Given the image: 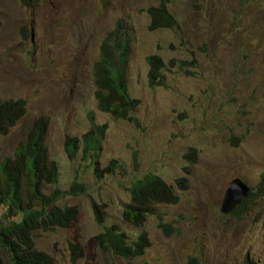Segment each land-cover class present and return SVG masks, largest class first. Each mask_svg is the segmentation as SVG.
<instances>
[{
  "label": "rangeland",
  "instance_id": "1",
  "mask_svg": "<svg viewBox=\"0 0 264 264\" xmlns=\"http://www.w3.org/2000/svg\"><path fill=\"white\" fill-rule=\"evenodd\" d=\"M159 3L0 0V100L27 106L0 135V166L15 157L40 118L49 119L48 147L60 181L45 194L59 192L60 207L80 210L70 228L35 234L37 248L59 264H189L191 258L264 264V195L236 215L221 212L234 179L255 193L264 173V0H169L178 26L151 32L147 10ZM120 19L130 22L134 37L129 80L132 97L141 100L139 122L103 112L96 99L95 65ZM152 55L166 64L165 86L150 84ZM99 126L108 127L99 156L79 152L70 159L67 138L83 140ZM96 159L104 169L120 165L99 179ZM151 174L174 186L180 200L155 205L139 228L124 212L135 182ZM179 178L188 183L183 191ZM94 202L104 208L105 227L119 226L131 243L148 232L147 252L128 259L105 251ZM72 243L85 252L79 261Z\"/></svg>",
  "mask_w": 264,
  "mask_h": 264
},
{
  "label": "trees",
  "instance_id": "2",
  "mask_svg": "<svg viewBox=\"0 0 264 264\" xmlns=\"http://www.w3.org/2000/svg\"><path fill=\"white\" fill-rule=\"evenodd\" d=\"M174 16L170 13L154 14L151 29L175 25ZM1 27V21H0ZM129 24L120 19L115 32L108 35L103 47V56L95 69L96 84L99 87L98 99L100 108L117 118L134 121L132 114L140 105L139 100L132 99L128 89V71L131 59L132 39ZM152 79L162 81L158 69H152ZM24 100H0V135L7 134L25 115ZM107 126H99L83 140L67 139V154L75 161L79 152L83 158L99 156L97 153L103 146L107 136ZM48 121L40 120L28 140L17 150L15 157L6 160L0 167V264H6L7 255L13 264H59L47 252L38 250L35 234L39 231H52L58 228L68 229L79 221L78 207H60L59 200L63 194L56 192L54 196L45 195L46 187L59 184L60 169L50 159L47 146ZM195 152V151H194ZM119 161H113L106 169L99 160H95L96 176L103 179L114 174ZM179 189L188 187L186 178L177 180ZM79 190L82 186L76 185ZM256 196L264 193V174L258 186ZM255 193L233 211V215L243 209ZM180 197L174 188L157 174H151L135 182L132 188V204L125 210L127 222L143 228L149 217L155 213L157 204H177ZM96 220L102 227L106 218L104 208L96 202L92 204ZM105 251L113 252L128 259L143 255L151 245L148 232H143L134 243L120 227L106 228L99 237ZM74 261L84 257L80 245L71 244ZM189 264H200L191 258Z\"/></svg>",
  "mask_w": 264,
  "mask_h": 264
},
{
  "label": "clouds",
  "instance_id": "3",
  "mask_svg": "<svg viewBox=\"0 0 264 264\" xmlns=\"http://www.w3.org/2000/svg\"><path fill=\"white\" fill-rule=\"evenodd\" d=\"M26 3H31V0H26ZM168 6H169V0H160V3H159V5H157V6H153V7H151L150 9H148L147 10V12L150 14V17H151V24H150V27H149V30L151 31V32H155V31H158V30H161V29H172V28H175V27H177L178 26V21H177V19L175 18V21H176V24L175 25H170V26H165V27H161V28H157V29H155V30H152L151 29V25H152V21H153V15L154 14H162V13H171L170 11H169V8H168ZM172 14V13H171ZM173 15V14H172ZM174 16V15H173ZM127 22H128V24H129V34H130V37H131V39H132V43H131V45H132V47H131V59H130V65H129V71H128V89H129V95L131 96V98L132 99H135V100H139L140 101V105H139V107H138V109L140 108V106H141V100L140 99H137V98H133L132 97V95H131V92H130V80H129V73H130V68H131V62H132V57H133V54H134V51H135V47H134V37H133V34H132V28H131V24H130V22L127 20V19H125ZM1 21V20H0ZM118 27V26H117ZM117 30V28L115 29V31ZM115 31H113V32H115ZM110 34V33H109ZM108 37V36H107ZM107 39V38H106ZM105 39V40H106ZM105 40H104V42H103V44H102V47H101V50H102V52H101V57H100V60L97 62V64L101 61V59H102V56H103V47H104V43H105ZM148 62H149V64H150V66H151V69H150V84H151V86L152 87H158V86H165V79H164V74H163V70L166 68V64L164 63V61H163V59L160 57V56H158V55H152V56H150L149 58H148ZM97 64L95 65V69H96V66H97ZM155 68H157L158 69V72H160L161 73V75H162V81H163V83H161L160 82V80H157V81H155V80H153L152 79V69H154L155 70ZM95 82H96V77H95ZM98 90H99V87L97 86V84H96V99L99 101V99H98ZM26 109H27V106H26ZM138 109L132 114V116L134 117V121H131V120H128V119H124V120H126V121H129V122H139V120L137 119V116H136V113H137V111H138ZM102 110V109H101ZM103 111V110H102ZM103 112H105V111H103ZM26 113H27V111H26ZM25 113V114H26ZM105 113H108V112H105ZM111 114V113H110ZM25 116V115H24ZM23 116V117H24ZM116 117V116H115ZM117 118V117H116ZM42 119H46L47 121H48V136H47V146H48V137H49V129H50V123H49V119H47V118H45V117H43V118H40L36 123H35V125L40 121V120H42ZM117 119H123V118H117ZM18 123V122H17ZM14 127V126H13ZM33 131H34V129H33ZM32 131V132H33ZM31 132V133H32ZM107 132H108V130H107ZM31 135V134H30ZM30 137V136H29ZM69 138V137H68ZM67 138V139H68ZM71 138V137H70ZM73 139H78V138H73ZM28 140V139H27ZM66 144H67V140H66ZM48 149H49V147H48ZM49 151H50V149H49ZM66 151H67V147H66ZM50 159H51V154H50ZM52 161V160H51ZM5 162V161H4ZM3 162V163H4ZM53 162V161H52ZM53 163H55V162H53ZM57 164V163H56ZM58 165V164H57ZM1 167V166H0ZM59 169H60V167H59ZM264 174V173H263ZM161 177V176H160ZM240 178V177H239ZM180 179V178H179ZM236 179H238V178H236ZM236 179H234V180H236ZM240 179H242V178H240ZM262 179V178H261ZM178 180V179H177ZM233 180V181H234ZM60 181V180H59ZM232 181V182H233ZM242 181L243 182H245L243 179H242ZM176 183H177V181H176ZM246 183V182H245ZM169 184V183H168ZM188 184V183H187ZM171 185V184H170ZM246 185L249 187V193H248V195H247V197L234 209V210H232L231 212H229V213H223L222 211V213L223 214H230V213H233V211H235L238 207H240L243 203H244V201H246L248 198H249V196H250V194H251V192H253L252 191V189L250 188V186L246 183ZM172 186V185H171ZM177 186H178V184H177ZM231 186H232V184H231ZM231 186L229 187V189L231 188ZM48 187H50V186H48ZM54 187H56V186H54ZM173 188H174V186H172ZM47 188V187H46ZM188 188V187H187ZM178 189H179V186H178ZM186 189V188H185ZM185 189H180V190H185ZM228 189V190H229ZM46 190V189H45ZM174 190H175V188H174ZM227 190V191H228ZM259 190V189H258ZM258 191H256L255 192V196H256V193H257ZM56 193V192H55ZM175 193H176V190H175ZM177 194V193H176ZM226 194V193H225ZM46 195V194H45ZM178 195V194H177ZM261 195H264V193H262ZM261 195H259V196H261ZM47 196V195H46ZM179 196V195H178ZM255 196L253 195L252 196V198L250 199V201H252L254 198H255ZM259 196H256L257 198L259 197ZM48 197V196H47ZM50 197V196H49ZM224 197H225V195H224ZM223 200H224V198H223ZM249 202V201H248ZM248 202H246V204L244 205V207H243V209L246 207V205H247V203ZM178 204V203H177ZM223 204V203H222ZM172 205H175V204H172ZM221 208H222V206H221ZM242 209V210H243ZM241 211V210H240ZM155 214V213H154ZM102 227V226H101ZM119 227V226H118ZM104 229H106V227L104 226L103 227ZM122 230V229H121ZM125 232V231H124ZM126 233V232H125ZM98 240H99V238H98ZM100 242V241H99ZM101 244V243H100ZM151 244H152V241H151ZM151 246V245H150ZM149 248V247H148ZM147 248V249H148ZM39 250V249H38ZM146 252H147V250H146ZM145 252V253H146ZM144 253V254H145ZM143 254V255H144ZM141 257V256H140ZM138 258V257H137ZM135 259V258H134ZM199 263H200V261H199ZM201 264V263H200ZM245 264H253L251 261H249V259L247 258L246 259V261H245Z\"/></svg>",
  "mask_w": 264,
  "mask_h": 264
},
{
  "label": "water",
  "instance_id": "4",
  "mask_svg": "<svg viewBox=\"0 0 264 264\" xmlns=\"http://www.w3.org/2000/svg\"><path fill=\"white\" fill-rule=\"evenodd\" d=\"M248 193L249 187L242 179L234 180L231 188L225 194L221 211L223 213L231 212L247 197Z\"/></svg>",
  "mask_w": 264,
  "mask_h": 264
}]
</instances>
